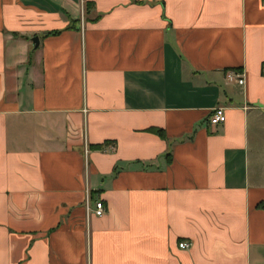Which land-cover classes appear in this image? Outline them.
<instances>
[{
    "label": "crops",
    "instance_id": "0c3cea01",
    "mask_svg": "<svg viewBox=\"0 0 264 264\" xmlns=\"http://www.w3.org/2000/svg\"><path fill=\"white\" fill-rule=\"evenodd\" d=\"M0 264H264V0H0Z\"/></svg>",
    "mask_w": 264,
    "mask_h": 264
},
{
    "label": "built area",
    "instance_id": "2783aa9c",
    "mask_svg": "<svg viewBox=\"0 0 264 264\" xmlns=\"http://www.w3.org/2000/svg\"><path fill=\"white\" fill-rule=\"evenodd\" d=\"M226 78L229 81H235L238 85L242 86L245 83L244 75L240 72L230 71L226 73ZM226 116L223 108H216L211 113L208 122L211 127H218L225 123ZM95 216L102 217L105 214V207L102 201L95 202ZM189 244L187 242L179 243L180 249H187Z\"/></svg>",
    "mask_w": 264,
    "mask_h": 264
},
{
    "label": "water",
    "instance_id": "95a60500",
    "mask_svg": "<svg viewBox=\"0 0 264 264\" xmlns=\"http://www.w3.org/2000/svg\"><path fill=\"white\" fill-rule=\"evenodd\" d=\"M33 43L35 44V47H38L39 39L38 38L33 39Z\"/></svg>",
    "mask_w": 264,
    "mask_h": 264
},
{
    "label": "trees",
    "instance_id": "16d2710c",
    "mask_svg": "<svg viewBox=\"0 0 264 264\" xmlns=\"http://www.w3.org/2000/svg\"><path fill=\"white\" fill-rule=\"evenodd\" d=\"M107 144H113V143H106V145H107ZM103 147H105V146H95L94 148L102 149Z\"/></svg>",
    "mask_w": 264,
    "mask_h": 264
}]
</instances>
